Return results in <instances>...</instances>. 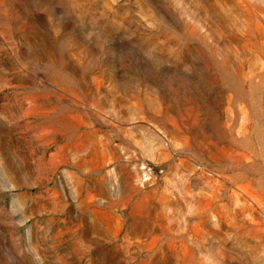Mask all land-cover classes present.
Wrapping results in <instances>:
<instances>
[{
  "label": "rangeland",
  "instance_id": "374dc122",
  "mask_svg": "<svg viewBox=\"0 0 264 264\" xmlns=\"http://www.w3.org/2000/svg\"><path fill=\"white\" fill-rule=\"evenodd\" d=\"M0 264H264V0H0Z\"/></svg>",
  "mask_w": 264,
  "mask_h": 264
}]
</instances>
